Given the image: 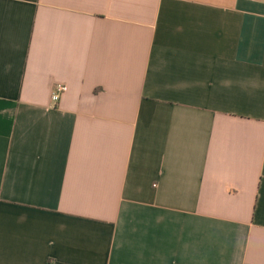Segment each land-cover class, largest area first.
<instances>
[{"label": "crops", "instance_id": "0c3cea01", "mask_svg": "<svg viewBox=\"0 0 264 264\" xmlns=\"http://www.w3.org/2000/svg\"><path fill=\"white\" fill-rule=\"evenodd\" d=\"M0 264H264V0H0Z\"/></svg>", "mask_w": 264, "mask_h": 264}, {"label": "built area", "instance_id": "2783aa9c", "mask_svg": "<svg viewBox=\"0 0 264 264\" xmlns=\"http://www.w3.org/2000/svg\"><path fill=\"white\" fill-rule=\"evenodd\" d=\"M67 91V87L63 84H59L56 86L53 96H52V102L56 106L59 104L62 95Z\"/></svg>", "mask_w": 264, "mask_h": 264}]
</instances>
